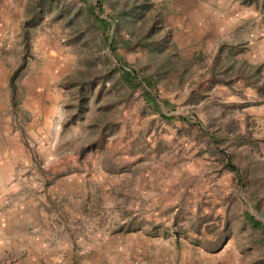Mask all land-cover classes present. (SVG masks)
I'll use <instances>...</instances> for the list:
<instances>
[{
  "label": "rangeland",
  "instance_id": "1",
  "mask_svg": "<svg viewBox=\"0 0 264 264\" xmlns=\"http://www.w3.org/2000/svg\"><path fill=\"white\" fill-rule=\"evenodd\" d=\"M27 1L0 0V215L23 201L67 198L69 209L88 213L82 229L90 234L128 225L129 219L107 217L108 211L126 214L124 197H154L156 206L142 212L157 209L165 246L176 244L159 257L175 264H264V228L247 217L264 224V183L256 176L264 170L255 163L264 162V90L239 77L213 83L208 73L219 44L239 45L231 64L258 66L264 80L261 0H144L147 6L134 17L124 12L142 0L106 1L100 16L119 22L117 55L139 76L152 77L158 109L178 116L170 121L146 104L139 86L117 81L121 69L107 43L98 47L91 36L69 41L74 23L52 19L53 12L29 27L24 52L20 25ZM22 55L10 98L8 77ZM219 58L223 65L225 57ZM79 72L105 79L76 112L74 93L64 84ZM212 108L222 111V128L230 121L254 141V158L230 157L239 176L248 171L242 184L224 165L221 146H214ZM250 195L260 197V212ZM98 212L100 218H91ZM30 234L27 228L25 237ZM11 246H0V264H27L26 248Z\"/></svg>",
  "mask_w": 264,
  "mask_h": 264
},
{
  "label": "crops",
  "instance_id": "2",
  "mask_svg": "<svg viewBox=\"0 0 264 264\" xmlns=\"http://www.w3.org/2000/svg\"><path fill=\"white\" fill-rule=\"evenodd\" d=\"M65 199L29 200L27 205H24L25 201L14 203L17 210L10 215L7 212L0 215V232L7 236L0 239V246L6 249L12 245V250L26 248L27 264H175L173 260L159 257L160 252L172 250L176 245L165 246L158 223L162 214L155 208L142 212L150 205L156 206L158 200L154 197L136 200L124 197L123 203L127 204L128 210L126 214L117 215L108 211L107 217L129 219L128 225L121 226L119 223L118 229L90 234L82 229L86 228L84 220L88 213L84 214L78 206H73L72 211L66 205L67 201L72 202ZM114 202L110 200L109 206H113ZM20 205L22 209L18 208ZM43 205H46V211ZM22 211L26 212L22 214ZM90 216L100 218L101 214L98 212ZM134 218L148 219L149 222L134 221ZM27 228L32 234L25 237Z\"/></svg>",
  "mask_w": 264,
  "mask_h": 264
},
{
  "label": "trees",
  "instance_id": "3",
  "mask_svg": "<svg viewBox=\"0 0 264 264\" xmlns=\"http://www.w3.org/2000/svg\"><path fill=\"white\" fill-rule=\"evenodd\" d=\"M93 1V2H92ZM107 0H79L80 4L69 6L68 4L64 3L63 1L60 2L58 0H28L27 4L25 5L24 12H23V20L20 25V35H21V45L22 50L26 52L28 47V29L32 25H34L37 21H39L43 15L47 12L52 13V19L59 18L62 19L64 24L71 25L74 23V26H70L69 28V41L79 42L85 37L91 36L94 40L96 45L100 44H108L110 48V52L114 60L116 61L117 65L121 69L120 80L121 83L123 82L124 85H128L129 87H134L135 85L139 86L143 93V99L147 105L151 109H155V112L158 115L167 121L172 120L173 118H177L178 116L169 114L168 111L162 112L157 107V103L155 100L154 95L152 94V86L154 84V80L152 77L148 76H139L138 71H136L133 67L128 66L126 63L123 64V61L120 60L119 56L117 55V48H116V32L119 28V22L112 17H102L100 16L101 12L106 6ZM257 0H242L243 3H251L256 2ZM139 2V1H138ZM264 4V0H261ZM135 3V2H133ZM131 5L128 11L124 12L127 16L134 17L139 16L142 10L147 6L144 0L140 1L137 4ZM123 10H121L122 13ZM125 14V15H126ZM81 17V23L74 21L77 17ZM111 32V37L108 40V35ZM240 51L239 45H227V44H219L216 48V54L214 59L212 60L210 67H209V76L210 79H214L213 83L219 81L223 84H229L233 78L239 77L246 81V84H249L253 87L261 88L264 90V80L262 81L260 77L257 75L258 66H254L252 69L251 66L249 68L245 62L241 61L238 62V66H234L230 61L229 57L233 55V53ZM225 57V62L223 65H219L220 55ZM107 64H109L108 58H105ZM235 63V62H234ZM24 64V56L22 55L18 65L13 69L8 77V88L10 91V98H12L13 91L15 89L14 80L18 76L19 71L23 67ZM219 66L220 68H218ZM91 76V77H90ZM85 77L87 80L81 78ZM105 79L104 75H90L88 72L78 73L77 79L74 81L66 82L64 86L67 89H71L74 93L76 99V112L81 111L86 106V94L92 90L94 86L97 85L96 82L103 85V80ZM203 94H199L201 98ZM163 106H166V103L162 101ZM213 114L209 116V123L208 129H212L213 133V142L216 148H219L220 154L224 152V165L228 166L235 175L238 176V183L242 184L241 176L245 175L248 171L242 172L241 175H238V165L233 164L230 161L231 156L241 157V158H254V149L255 144L254 141L249 137H243L238 131H235L236 128L230 124V121H227L225 124V128H222L221 125L222 121V111L218 108H212ZM217 134V135H216ZM216 135V136H214ZM228 146H233V151H223V149L227 148ZM240 148L242 150L237 151ZM218 150V149H217ZM260 159H256L255 163H257L261 170H264V162H260ZM259 177L260 183H264V174L263 175H256ZM250 179L247 178V181ZM253 198L252 205L253 208L260 212L262 205L260 203V197L255 195H250ZM247 217L251 220L253 225L259 226L264 228V224L260 221L255 219L252 215L247 214Z\"/></svg>",
  "mask_w": 264,
  "mask_h": 264
}]
</instances>
